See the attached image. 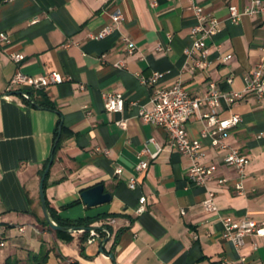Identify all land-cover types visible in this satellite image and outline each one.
<instances>
[{"label":"crops","instance_id":"obj_1","mask_svg":"<svg viewBox=\"0 0 264 264\" xmlns=\"http://www.w3.org/2000/svg\"><path fill=\"white\" fill-rule=\"evenodd\" d=\"M192 4L222 22L220 32L208 40V66L203 70L192 69L185 55L196 25ZM249 4V0H0V33L10 39L0 49V237L7 243L0 249V264L11 256L30 264V255L41 252L49 254L47 264L238 260L233 245L223 239L219 217L206 213L203 201L210 189L216 193L220 216L264 222V137L259 138L264 134V105L249 95L230 107L223 103L218 110L221 119L233 114L242 118L225 138L250 159L241 194L236 190V169L224 163L225 152L201 136L205 127L201 114L208 109L187 121L189 136L201 140L205 149L203 163L217 167L215 178L227 180L200 187L189 181L190 160L172 148L167 130L138 117L139 106L152 107L154 94L138 75L161 73L157 88L181 80L191 95L199 97L206 95L211 83L225 92L244 89L264 56V15L232 24L228 9L243 10ZM116 8L124 15L120 31L102 40L91 38L111 23L110 13ZM124 35L137 46L131 57L124 51ZM159 46L165 51H157ZM13 53L25 60L15 63ZM227 56L231 59L224 61ZM120 61L127 69L113 66ZM17 72L31 77L58 72L71 80L33 91V103L17 90L7 101L8 83ZM104 93L121 95L124 110L108 112ZM58 128L61 141L54 153ZM150 139L163 151L156 159L144 156L148 168L138 173V155ZM52 153L45 180L52 221L85 220L87 228L99 232L107 227L111 237L101 234L107 240L104 253L99 243H87L88 232L72 228L60 234L47 223L40 183ZM132 177L138 181L135 190L128 185ZM100 184L112 200L86 206L82 192ZM142 197L147 198L146 211L138 214ZM21 227H26L24 232ZM243 253L249 263L264 264V237L249 236Z\"/></svg>","mask_w":264,"mask_h":264},{"label":"built area","instance_id":"obj_2","mask_svg":"<svg viewBox=\"0 0 264 264\" xmlns=\"http://www.w3.org/2000/svg\"><path fill=\"white\" fill-rule=\"evenodd\" d=\"M10 1L13 0H6V2ZM249 1V6L243 10H239L235 6L229 7L228 20L232 24L240 23L244 17L264 15V0ZM190 9L195 15L196 25L191 30L192 46L185 49V55L192 69L203 70L208 66V40L220 32L222 22L218 18L207 14L199 4H192ZM110 18L111 23L98 35L92 36L91 38L102 40L115 31H120L124 22L122 11L119 8L114 9L110 13ZM122 39L125 44L124 51L126 55L133 56L137 51L136 44L128 36L124 35ZM8 44H10L8 35L6 33H0V49ZM157 51L163 52L165 48L159 46ZM10 58L17 64L25 60V56L19 53L11 54ZM229 59H231V56L225 57L224 61H228ZM100 60L103 64L105 63L104 56ZM113 66L119 70L127 69L126 63L123 61L117 62ZM138 76L143 85L154 88L151 101L152 107L139 106L138 117L145 123L167 130L172 148L190 160V168L188 171L189 181L196 186L206 188L213 182H217L219 185L226 184L227 180L215 178L217 167L208 166L203 163V159L206 156L203 144L201 140L191 138L185 126L190 118L200 115L203 108L208 109L207 113L201 114V118L205 121V127L201 132V136L202 138H210L213 147L225 152L224 163L236 169L239 176L236 190L241 194L250 159L242 155L238 149L228 145L225 142V138L231 129L241 124L242 118L238 114H233L229 118L221 119L219 118L218 110L223 103L230 107L249 95H254L264 105V56L257 67L246 78L244 89L225 92L217 89L216 85L211 83L208 92L203 97L191 95L184 88L181 80L176 81L169 88L155 87L163 76L161 73H154L151 77ZM70 80L69 77H65L58 72H52L40 77H31L22 72H17L8 83L4 99L12 101L13 91L17 90L22 99L33 103V91H42L51 86L64 84ZM228 82L231 84L232 79H229ZM81 89H84V86H81ZM103 97L105 99V108L108 112L117 113L124 110L125 100L121 95L104 93ZM134 105H137V103H134ZM118 124L121 127L126 126L125 122H119ZM262 137H264V134L259 135V138ZM150 146H153L154 150ZM162 151V147L156 140L150 139L144 150L138 155L139 163L136 167L137 172L141 173L148 168V162L143 159L144 156L156 159ZM121 172V170H118V173ZM128 185L130 189L135 190L138 185L137 178L132 177ZM146 201V197L140 199V207L137 210L138 214L146 211ZM203 207L206 213L219 217L223 226V239L230 242L238 253V260L234 264H251L248 261V257L243 253L246 239L249 236L264 237V222L259 223L250 218L235 219L220 216L216 203V193L210 189L208 190L206 199L203 201ZM1 225L2 222L0 221V228ZM25 229L26 227H21L20 231L24 232ZM77 232L85 233V230H78ZM101 234H105L107 238L111 237V232L107 227L101 229L100 232L91 230L87 243L94 244L103 241L104 239ZM6 246L5 239L0 237V249H4ZM253 250H258V244L256 242L253 243ZM221 264H228V262L223 261Z\"/></svg>","mask_w":264,"mask_h":264},{"label":"water","instance_id":"obj_3","mask_svg":"<svg viewBox=\"0 0 264 264\" xmlns=\"http://www.w3.org/2000/svg\"><path fill=\"white\" fill-rule=\"evenodd\" d=\"M53 158H54V154L52 153L50 162H49L46 170L43 173L42 180L40 183V199H41L42 210H43V214H44V217H45L47 223L49 224V226L53 230L68 232V229L61 227V226L57 225L55 222H53L50 215H49V212H48V205H47L46 196H45V180H46V177H47V175L50 171V168L52 166ZM81 198H82V200L86 206L94 207V206H97L100 204H105V203L110 202L112 200V195L105 193L104 185L100 184V185H96L92 188H89V189L83 191L81 194ZM70 230H72V229H70ZM73 230H76V232L78 230H85V232L89 233L91 230H94V229L80 228V229H73ZM99 244L102 248V249H100V253H104V248L107 244V240L100 241ZM110 258H113V255H110Z\"/></svg>","mask_w":264,"mask_h":264},{"label":"trees","instance_id":"obj_4","mask_svg":"<svg viewBox=\"0 0 264 264\" xmlns=\"http://www.w3.org/2000/svg\"><path fill=\"white\" fill-rule=\"evenodd\" d=\"M55 140H56V145L54 149V153L57 150L59 143L61 141L60 133H59V128L56 130L55 133ZM57 225L64 227L66 229H80V228H87L85 226V220H76V221H71V220H63V219H58L56 221ZM58 233H64L62 231H59ZM48 256L49 254L45 252H41L38 255L36 254H31L30 255V264H47L48 263ZM21 260L18 259L17 257H9L7 258L5 264H20Z\"/></svg>","mask_w":264,"mask_h":264}]
</instances>
